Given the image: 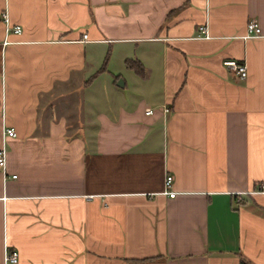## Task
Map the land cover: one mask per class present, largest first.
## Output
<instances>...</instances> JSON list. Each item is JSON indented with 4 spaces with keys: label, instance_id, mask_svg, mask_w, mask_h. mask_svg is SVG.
Returning a JSON list of instances; mask_svg holds the SVG:
<instances>
[{
    "label": "crops",
    "instance_id": "0c3cea01",
    "mask_svg": "<svg viewBox=\"0 0 264 264\" xmlns=\"http://www.w3.org/2000/svg\"><path fill=\"white\" fill-rule=\"evenodd\" d=\"M1 12L0 264H264V0Z\"/></svg>",
    "mask_w": 264,
    "mask_h": 264
},
{
    "label": "built area",
    "instance_id": "2783aa9c",
    "mask_svg": "<svg viewBox=\"0 0 264 264\" xmlns=\"http://www.w3.org/2000/svg\"><path fill=\"white\" fill-rule=\"evenodd\" d=\"M1 20L6 24L7 18L6 13L1 12L0 13ZM13 33H18L20 31V28L18 25L10 26L8 28ZM200 33H202V36H205L204 32L205 29L203 26H200L199 28ZM82 38H85V34H82ZM243 38H261L264 41V35L260 33L259 26L257 24V21L253 18H250L247 20L245 24V34L243 35ZM221 64L227 69L228 72H230L233 76H235L238 79H243L246 74V68L243 61H238L234 59H225L222 60ZM163 111H166V108H163ZM145 112L148 113L149 110L145 109ZM14 135V132L11 128L2 126L1 128V144H0V168L4 167V160H5V145H4V138L8 136ZM14 177V175H11ZM170 184V176L165 175L163 180V193H166L168 197H172L173 192L171 190H167ZM17 262V253L13 249H8L4 247L2 252V264H16Z\"/></svg>",
    "mask_w": 264,
    "mask_h": 264
},
{
    "label": "trees",
    "instance_id": "16d2710c",
    "mask_svg": "<svg viewBox=\"0 0 264 264\" xmlns=\"http://www.w3.org/2000/svg\"><path fill=\"white\" fill-rule=\"evenodd\" d=\"M128 65H129L130 67H133L134 70H135L136 72L140 73V70H139L138 64H136V63H128ZM239 264H246V263H244L242 260H240V261H239Z\"/></svg>",
    "mask_w": 264,
    "mask_h": 264
},
{
    "label": "water",
    "instance_id": "95a60500",
    "mask_svg": "<svg viewBox=\"0 0 264 264\" xmlns=\"http://www.w3.org/2000/svg\"><path fill=\"white\" fill-rule=\"evenodd\" d=\"M116 85L119 86V87H121L122 86V80L118 78L116 80Z\"/></svg>",
    "mask_w": 264,
    "mask_h": 264
}]
</instances>
